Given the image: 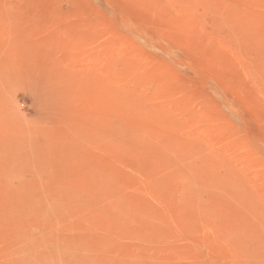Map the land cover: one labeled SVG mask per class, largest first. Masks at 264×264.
Returning <instances> with one entry per match:
<instances>
[{
	"label": "rangeland",
	"instance_id": "obj_1",
	"mask_svg": "<svg viewBox=\"0 0 264 264\" xmlns=\"http://www.w3.org/2000/svg\"><path fill=\"white\" fill-rule=\"evenodd\" d=\"M0 264H264V0H0Z\"/></svg>",
	"mask_w": 264,
	"mask_h": 264
}]
</instances>
